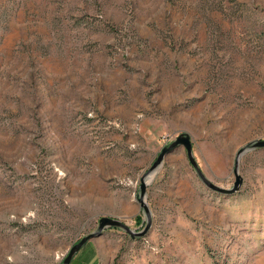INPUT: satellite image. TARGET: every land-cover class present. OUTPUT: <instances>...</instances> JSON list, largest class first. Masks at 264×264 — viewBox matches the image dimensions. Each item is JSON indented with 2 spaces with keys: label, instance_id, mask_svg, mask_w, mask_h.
I'll list each match as a JSON object with an SVG mask.
<instances>
[{
  "label": "rangeland",
  "instance_id": "obj_1",
  "mask_svg": "<svg viewBox=\"0 0 264 264\" xmlns=\"http://www.w3.org/2000/svg\"><path fill=\"white\" fill-rule=\"evenodd\" d=\"M184 133L232 188L264 140V0H0V264H63L103 217L142 231ZM239 173L215 193L175 148L148 234L71 264H264V149Z\"/></svg>",
  "mask_w": 264,
  "mask_h": 264
},
{
  "label": "water",
  "instance_id": "obj_2",
  "mask_svg": "<svg viewBox=\"0 0 264 264\" xmlns=\"http://www.w3.org/2000/svg\"><path fill=\"white\" fill-rule=\"evenodd\" d=\"M183 147L188 155L191 165L196 170L198 176L202 180L203 184H205L210 190L215 193L224 195V196H232L238 192H240L243 184L245 183L243 177L239 173V165L240 160L245 153L250 150H257V149H264V140L256 141L244 148H242L239 152L234 166V175H235V182H233L232 188H223L217 186L213 182H211L207 177L204 175V172L200 169L199 165L197 164L194 156H193V142L191 137L188 134H181L179 135L176 140H174L170 146L164 147L160 154L158 155L156 161L152 165V167L148 170L146 174H144L140 187V194L138 197V201L141 204L142 208L145 210L147 215V225L146 227L140 232H134L126 223L120 221L118 219H114L110 217H103L99 220V227L97 232L93 234H89L82 238L77 244H75L71 250L68 252L67 256L65 257L63 264H71L74 257L81 251V249L86 245L89 241L93 240L94 238L102 236V234L107 229H122L125 230L132 238H143L145 237L149 230L151 229L152 225V216L149 206L146 203V196L149 182L152 180L153 176H155L158 170L161 168L164 162V158L171 153L175 148ZM148 180V181H147Z\"/></svg>",
  "mask_w": 264,
  "mask_h": 264
}]
</instances>
